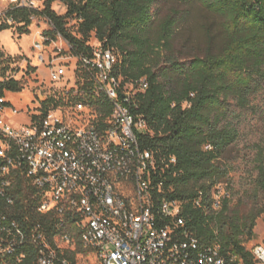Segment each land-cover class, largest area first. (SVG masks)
I'll list each match as a JSON object with an SVG mask.
<instances>
[{
    "label": "trees",
    "instance_id": "16d2710c",
    "mask_svg": "<svg viewBox=\"0 0 264 264\" xmlns=\"http://www.w3.org/2000/svg\"><path fill=\"white\" fill-rule=\"evenodd\" d=\"M55 1L47 0L40 12L16 10L15 17L25 23L21 29L29 31L31 14L44 15L52 21L53 33L63 35L75 55L92 53L88 42L93 35L113 49L119 56L114 75L122 79L123 89L130 85L132 91L141 90L142 79H147L149 86L136 93L134 107L149 125L148 132L139 134V141L156 159L150 170L152 185L160 184L166 199L183 203V217L199 243L219 242L228 256L237 255L245 264H254L245 244L255 235L262 212L242 219L230 211L228 199L215 210L211 198L216 184L229 173L222 160L224 153L239 137L238 127L229 119L233 106L247 108L264 88V0H175L190 7L187 15L198 12L204 19L206 48L184 59L174 47L181 15L172 11L156 18L153 8L160 0H66L64 15L52 9ZM71 18L79 22L77 33L67 26ZM78 76L85 83L77 97L66 104L79 101L93 107L98 115L94 124L105 130L114 102L105 92H97L95 84L92 87L86 72ZM7 88L20 91L24 84L11 80ZM61 104L66 105L65 100L52 97L43 102V108L46 111L50 105ZM172 156L177 158L175 163ZM261 156L258 183L264 188ZM7 190L13 204L0 198L3 212L10 213L23 229L40 223L52 241L58 237L61 258L75 264L77 253L91 252L100 260L94 247L84 245L78 219L71 210H66L65 217L67 230L73 235L69 245L60 239L63 220L38 211L40 198L24 175L18 174ZM200 191L207 210L194 205ZM39 254V247L31 242L15 255L1 256L0 264H37Z\"/></svg>",
    "mask_w": 264,
    "mask_h": 264
},
{
    "label": "built area",
    "instance_id": "2783aa9c",
    "mask_svg": "<svg viewBox=\"0 0 264 264\" xmlns=\"http://www.w3.org/2000/svg\"><path fill=\"white\" fill-rule=\"evenodd\" d=\"M46 2L47 0H0V30L10 29L15 25L24 26L25 23L17 19L14 12L25 9L40 12L46 8ZM36 16L39 15L33 13L30 19L33 21ZM63 38L73 52L69 41L64 36ZM33 48L37 55L35 66L39 67L46 62L44 37L42 41H35ZM91 49L92 53L88 55L72 54L80 64L74 72H86L92 87L93 84L105 85L107 93L115 95L119 116L115 121H108L106 116V126H113L117 143L123 142L124 153L116 154V145L104 141L105 134H100V126H92V118H98L97 114L86 121L79 116L87 105L81 102L75 103V106L50 105L44 111L43 102L46 99L39 95L40 114L32 115L28 125L11 127L6 121V114L19 111L10 107L11 104L5 96L9 91L7 84L11 80L21 81L22 77L17 76L20 67L15 66L7 74L0 73L2 201L13 202V197L5 190L6 181H13L14 184L18 174L24 175L28 185L36 190L40 198V213H50L57 220H63V241H67L66 210L81 207L80 227L93 235V241H100V249L108 250L107 264H135L140 259L147 260V264H170V256H180V263L171 264H190L186 246L197 247L199 255L208 264H245L237 255L226 256L219 242L209 245H202L201 242L193 244L191 236H184L183 225L187 220L181 214L182 204L176 199H166L162 195L160 184L157 187L152 185L147 152L142 147L145 174L141 179L144 189L134 190L132 179L136 172L132 146L140 144L142 115L134 107V98L137 92L148 88V81L146 78L142 79L141 90L125 91L122 83L114 79L115 68L110 48L98 42L95 46L91 45ZM72 55L63 59L68 61L72 59ZM54 61L50 57L48 65L51 69V80L62 81L67 75L68 62ZM24 62L26 67L21 72L28 73L31 66L27 59ZM72 105L78 111L74 114L79 118L66 111L65 107ZM75 143L76 150L69 151V144ZM171 161L175 163L177 158L172 156ZM76 191H80V199L71 201V193ZM225 195H230L228 188L220 190L216 210L224 204ZM154 199H160L161 214H154ZM201 200H198L199 208L202 207ZM96 208H104L107 215L116 214L124 219L127 232H114V227L107 225V219L96 216ZM127 214H135V227H128ZM161 216L169 217V223L178 227L179 235L156 230V222H162ZM16 226L22 225L10 213H3V208H0V257L12 256V251L19 245L36 241L41 251V259L37 264H64L60 254L48 248L50 236L43 227L24 229L26 237H17ZM251 252L254 264H264V245H255Z\"/></svg>",
    "mask_w": 264,
    "mask_h": 264
},
{
    "label": "rangeland",
    "instance_id": "374dc122",
    "mask_svg": "<svg viewBox=\"0 0 264 264\" xmlns=\"http://www.w3.org/2000/svg\"><path fill=\"white\" fill-rule=\"evenodd\" d=\"M54 3V2H53ZM190 7L175 0H160L153 8L156 18H164L172 11L181 15V22L178 28V36L175 41L176 53L180 58L189 57L200 53L206 46L205 31L202 29L203 15L196 12L187 15ZM52 9L60 15L67 12V5L63 0H56ZM68 28L77 33L79 22L77 19H68ZM23 25H15L10 29L0 31V73L7 74L13 67H20L17 76L22 77L24 88L20 91L9 90L6 93L10 107L18 109V113L6 114V121L12 127H22L31 123L32 115L40 114L41 97L65 100L77 97L81 85L85 83L79 78L81 70L75 74V69L80 65L68 48V43L59 33L54 34L55 27L50 19L44 15L34 18L29 26V31L22 30ZM44 37L46 62L36 67L37 55L33 48L35 41H42ZM88 44L95 46L98 40L93 35ZM62 49V51H60ZM60 52V54H58ZM58 54V55H57ZM72 59L66 61L69 56ZM54 63H67L66 78L62 81L51 80V69L49 61ZM24 59H27L31 66L30 72H21L26 67ZM26 73V75H24ZM79 80H82L79 83ZM126 89L132 91V86L127 85ZM40 95V96H39ZM79 101H75L77 103ZM73 104V105H74ZM65 107L68 114L79 118L74 106ZM96 113L93 107L86 105L79 116L84 121L89 120ZM95 118H92V121ZM230 121L239 129L238 140L224 153L223 163L229 169L228 176L222 182L229 188V208L242 219L247 214L262 212L254 228L255 235L245 244L251 250L255 245H264V188L258 183L259 160L264 157V88L254 95L247 108L233 106ZM63 245H67L63 242ZM75 264H101L95 253H77Z\"/></svg>",
    "mask_w": 264,
    "mask_h": 264
},
{
    "label": "bare ground",
    "instance_id": "6f19581e",
    "mask_svg": "<svg viewBox=\"0 0 264 264\" xmlns=\"http://www.w3.org/2000/svg\"><path fill=\"white\" fill-rule=\"evenodd\" d=\"M63 1L65 2L66 0H63ZM110 50H111V54H113L114 68H116V66L119 64V56L116 54V52L113 49H110ZM114 79L122 82V79L120 77L119 78L116 77L115 75H114ZM95 86H96L97 92H103V93L105 92V94H107L114 102V107H113L114 111H113L112 116L108 119V121L117 120V117L119 116V110H118V103L116 102V99H115V95L113 93H107V88L105 85L103 86L101 84H95ZM140 125H141V133L148 132L149 125H147V122L143 116H141ZM92 126H96L94 124V121H92ZM100 134H105L104 135V141L105 142L107 141V143H109L110 145H116V154L124 153L123 142L117 143L116 136L114 134L113 126H107L105 128V130H102L100 128ZM75 150H76V143L75 144H69V151H75ZM146 152H147V156H148V170L150 171L151 169L154 168L156 159H155L153 152H150L148 150H146ZM132 156H134V165H135V172H136V175H134V178L132 179V186L134 187L135 191L143 190L144 187H143V180L141 179V176H144L145 171H144V166H143L144 156H143V152H142V148H141L140 144L132 146ZM150 179H151V171H150ZM12 182L13 181H6V183H5L6 192L8 191L7 188L12 185ZM216 185L217 186L215 187V190L213 191L212 198H211V201H213V208L215 210L217 208V203H218L217 199L219 198L220 190H227V188H229L227 185L222 184V183H218ZM203 195H204L203 192L200 191L199 196L193 200L194 205L196 207H199V201L198 200L202 199L201 200L202 201V208H205L207 210L208 207L205 205V203L203 201ZM229 197H230V195H225V200L229 199ZM79 199H80V191H76V192L71 193V201H76ZM7 202H8V204H13V202H11V201H7ZM153 202H154V214H161L160 199H154ZM177 202L182 204L181 214L183 216V203L181 201H178V200H177ZM222 207H223V205L221 206V208ZM221 208H219V209H221ZM38 211H39V208H38ZM71 211H72V214L74 215V217L78 219V224L80 227V219L79 218H82V208L76 207V208H73V210H71ZM96 216L99 219H107V225L114 227V232H116V233L127 232V225L124 224V219H120L116 214L107 215V212L104 208H96ZM161 217H162V222H156V230L157 231H164L167 234L172 233V235H179L178 227H174V224L171 222L169 223V217L168 216H161ZM127 218H128V227H135V224H136L135 214H127ZM66 224H67V222H66ZM36 226L43 227L40 223H38ZM60 226L62 228V231L60 233V235H61L60 239H61V241H63L62 240L64 237L63 221L61 222ZM80 229H81L80 235L82 237V241H83L84 245L86 247H92V248L94 247L99 253L101 263L107 264L108 250L107 249H100V241H93V235L88 234L87 230L84 227H80ZM183 232H184V236H191V242H193V244H200L198 238L194 235V233L190 230V228L187 227L186 223H185V225H183ZM15 235L17 237H26L25 236V230L21 226L15 227ZM65 235H66V239H67V241H65V242L68 243V241H69V243H71L73 235L68 230H67V232H65ZM59 241L60 240L58 237H55L53 241L51 240V238L48 239V248L51 249L52 252L58 253L59 252L58 249L60 248V242ZM31 242L36 244L39 247V245L36 243V241H31ZM31 242H28V243H31ZM23 246H25V244L19 245L15 249V251H12V255H15V253H17V251L22 249ZM220 247H221V245H220ZM186 248H187V260L189 261L190 264H208L207 261L204 260V257L202 255L201 256L199 255L197 247L186 246ZM39 252H40V254H39L38 262L41 259L40 247H39ZM226 256H228V254H226ZM62 259H64V264H71V262L67 258L62 257ZM171 263H180V256H170V264ZM109 264H111V263H109ZM135 264H147V260L140 259V260H137L135 262ZM154 264H161V262H155Z\"/></svg>",
    "mask_w": 264,
    "mask_h": 264
}]
</instances>
